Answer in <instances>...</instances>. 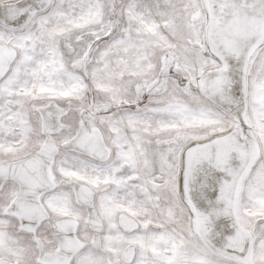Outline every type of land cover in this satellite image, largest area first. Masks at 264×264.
Returning <instances> with one entry per match:
<instances>
[{"label":"snow or ice","instance_id":"1","mask_svg":"<svg viewBox=\"0 0 264 264\" xmlns=\"http://www.w3.org/2000/svg\"><path fill=\"white\" fill-rule=\"evenodd\" d=\"M0 264H264V0H0Z\"/></svg>","mask_w":264,"mask_h":264}]
</instances>
